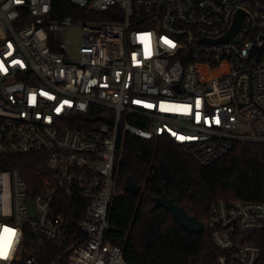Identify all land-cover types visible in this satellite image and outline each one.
<instances>
[{
    "label": "built area",
    "instance_id": "1",
    "mask_svg": "<svg viewBox=\"0 0 264 264\" xmlns=\"http://www.w3.org/2000/svg\"><path fill=\"white\" fill-rule=\"evenodd\" d=\"M54 1L0 0V264H130L108 240L128 136L168 137L201 165L264 144V0H66L86 21L53 19ZM26 155L43 170L34 196L12 168ZM207 227L217 264H264L240 244L264 230L263 202H219Z\"/></svg>",
    "mask_w": 264,
    "mask_h": 264
},
{
    "label": "trees",
    "instance_id": "2",
    "mask_svg": "<svg viewBox=\"0 0 264 264\" xmlns=\"http://www.w3.org/2000/svg\"><path fill=\"white\" fill-rule=\"evenodd\" d=\"M95 19L89 7L66 0L53 2V19ZM18 169L34 196L43 177L42 165L33 155L18 156ZM168 173L160 180V166ZM120 195L111 214L108 240L120 246L130 264H217L222 252L209 227L191 233L172 214L156 207L155 199L166 194L191 216L208 224L219 202L264 203V144L238 142L221 159L201 165L168 137L146 141L128 136L120 172ZM132 177L141 187L139 195L127 193L124 183ZM69 216L68 212H65ZM81 213L77 212L76 219ZM240 244L264 248V230L240 236ZM31 238L29 230L25 240Z\"/></svg>",
    "mask_w": 264,
    "mask_h": 264
},
{
    "label": "water",
    "instance_id": "3",
    "mask_svg": "<svg viewBox=\"0 0 264 264\" xmlns=\"http://www.w3.org/2000/svg\"><path fill=\"white\" fill-rule=\"evenodd\" d=\"M241 18L239 17L236 20V23L230 33L229 37H233L237 29L239 28ZM160 180L166 181L168 179V173L166 171V167L164 164L160 166ZM124 190L127 193H132L135 195H139L141 192V187L136 184L132 177H129L124 183ZM156 207H162L169 211L174 220L178 222L183 228L188 230L191 233H201L205 230V223L199 221L195 216H191L185 211L184 208L177 205L168 195L164 194L155 199ZM31 213L35 216L34 212V204L30 202Z\"/></svg>",
    "mask_w": 264,
    "mask_h": 264
},
{
    "label": "rangeland",
    "instance_id": "4",
    "mask_svg": "<svg viewBox=\"0 0 264 264\" xmlns=\"http://www.w3.org/2000/svg\"><path fill=\"white\" fill-rule=\"evenodd\" d=\"M79 21L78 19H74ZM64 41L68 46V51L73 59L79 58L78 49L82 40V26L74 23L66 27L63 33Z\"/></svg>",
    "mask_w": 264,
    "mask_h": 264
},
{
    "label": "snow or ice",
    "instance_id": "5",
    "mask_svg": "<svg viewBox=\"0 0 264 264\" xmlns=\"http://www.w3.org/2000/svg\"><path fill=\"white\" fill-rule=\"evenodd\" d=\"M6 232H12L13 230L5 228Z\"/></svg>",
    "mask_w": 264,
    "mask_h": 264
}]
</instances>
